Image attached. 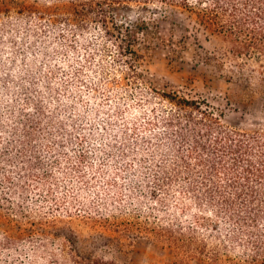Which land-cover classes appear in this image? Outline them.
Wrapping results in <instances>:
<instances>
[{
    "label": "trees",
    "instance_id": "16d2710c",
    "mask_svg": "<svg viewBox=\"0 0 264 264\" xmlns=\"http://www.w3.org/2000/svg\"><path fill=\"white\" fill-rule=\"evenodd\" d=\"M61 1L67 10L48 21L66 27L71 47L89 22L99 25L100 54L111 56L113 64V72L104 70V95L112 86L133 88L138 117L121 125L114 144L98 147L104 154L91 162L84 135L76 136L72 149L66 148L73 144L71 139L62 144L54 133L41 130L43 123L53 128L59 122L45 116L41 104H30L34 113L22 112V121L13 128L14 140L0 149V221L16 229L14 234L1 229V248L21 251L23 244H18L29 241L34 252L51 239L58 240L63 258L57 264H117L78 252L72 233L51 231L46 215L52 211L39 215L26 208L27 181L39 186L38 197L48 208L64 205V215L108 232L112 243L141 233L163 240L173 254L168 264H220L231 260L237 249V264H264V129L230 127L206 100L144 82L135 45L156 30L141 18H119V12L131 6L178 7L222 43L223 49L208 61L223 68L219 56H224L245 82L257 73L264 86V0ZM92 59L93 53L87 52L75 69L77 77ZM100 87L94 82L90 88ZM123 111L118 107L116 113L126 122ZM42 149L48 153L47 162ZM62 158L69 165V171H63L69 194L58 195L59 184L49 167H60Z\"/></svg>",
    "mask_w": 264,
    "mask_h": 264
},
{
    "label": "rangeland",
    "instance_id": "374dc122",
    "mask_svg": "<svg viewBox=\"0 0 264 264\" xmlns=\"http://www.w3.org/2000/svg\"><path fill=\"white\" fill-rule=\"evenodd\" d=\"M150 7L144 10L131 6L119 12V18L125 22L141 18L156 30L152 37H141L135 45L143 81L160 90H181L190 97L206 100L220 114L221 121L230 127L264 129V86L257 73L245 82L224 56H219L224 59L223 68L212 59L208 61V56L212 58L216 50L223 49L220 40L201 29L178 7L159 4ZM64 10L67 5L61 0H0V149L14 140L13 128L22 121V112L33 114L35 109L30 104L39 103L45 116L59 122L53 128L43 123L41 130L54 133L55 140L62 144L71 139L73 144L66 147L69 149L78 140L77 135H84L89 160L95 162L104 154L97 152V148L101 145L107 148L111 141L114 144L121 125L127 126L129 120L138 117L139 99L133 88L118 85L112 86L109 95H104V70L113 72V64L111 56L100 54L101 29L94 21L89 22L71 47L65 39L66 27L48 21ZM87 52L93 53L91 65L77 77L75 69ZM94 82L102 87L92 91L90 87ZM118 107L123 108L122 113L128 121L116 113ZM128 140L127 144L132 146L131 136ZM8 149L14 152L13 148ZM40 154L47 162L45 149L40 150ZM60 161V167L50 166L49 169L59 184L56 194L64 195L69 192L63 171L66 172L69 165L63 158ZM6 167L12 169V166ZM26 183V208L39 215L52 211L46 212L50 230L65 236L72 233L78 252L91 253L117 264H168L172 260V250L156 236L141 233L121 237L120 243H112L106 238L108 232L64 215V205L53 210L48 208L49 203L38 197L42 193L37 189L39 186ZM1 192L0 184V195ZM55 215L53 224L51 220ZM2 228L13 234L16 231L15 227H7L0 221V231ZM32 244L29 241L19 243L21 251L0 246V264H57L63 261L58 240L42 242V250L38 248L34 252ZM49 252L54 253L50 256ZM240 252L237 249L236 255L230 254L231 260L222 259L220 264H237L233 257ZM30 259L35 262L30 263Z\"/></svg>",
    "mask_w": 264,
    "mask_h": 264
}]
</instances>
